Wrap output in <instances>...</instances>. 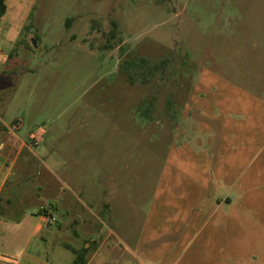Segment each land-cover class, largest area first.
<instances>
[{
  "label": "rangeland",
  "instance_id": "obj_1",
  "mask_svg": "<svg viewBox=\"0 0 264 264\" xmlns=\"http://www.w3.org/2000/svg\"><path fill=\"white\" fill-rule=\"evenodd\" d=\"M6 3L0 264H264V0Z\"/></svg>",
  "mask_w": 264,
  "mask_h": 264
},
{
  "label": "crops",
  "instance_id": "obj_2",
  "mask_svg": "<svg viewBox=\"0 0 264 264\" xmlns=\"http://www.w3.org/2000/svg\"><path fill=\"white\" fill-rule=\"evenodd\" d=\"M18 127H19V125H18ZM13 132V131H12ZM13 135H15V134H13ZM29 137H30V139H35V141H37V143L39 142V140L40 139H38L37 137H35L34 136V134L33 133H30V135H29ZM17 140H19L20 142V146L22 147V146H24L26 143H25V141H23V140H21V139H18L17 138ZM36 143V144H37ZM11 147H14L13 146V143L9 140V139H5V140H2L1 142H0V150L1 151H3V150H5V149H9V148H11ZM11 150V149H10ZM9 170H12V167L10 166V168H9ZM8 170V172L10 173V171ZM9 173H7V174H9ZM9 178H5V179H3V181L0 183V231H1V233L2 234H5V229L6 228H4V227H2L1 226V224H3L5 221H4V215H5V212H6V209H7V207H6V203H7V205H9L10 204V202H11V199H12V197L10 196L11 194H12V192L13 191H11V190H9V194H8V196H6V198H3L2 197V191H3V187H4V185H6L7 183H8V180ZM6 200V201H5ZM102 209H105V206L102 208ZM101 209V210H102ZM96 217L98 218V220H99V218H100V215H99V213L96 215ZM43 220H44V218H43ZM85 222V221H84ZM47 223V222H46ZM50 223V222H49ZM73 224H75L74 222H72L71 223V225H73ZM76 225H78V221H77V224ZM59 228H58V230H50V233H58V232H60L61 230H62V228H61V225H59L58 226ZM10 230H12V229H10ZM102 230L103 229H100L99 231L100 232H102ZM113 234H115L113 231H111ZM32 234H33V232H32ZM76 234H78V231H76ZM108 239V236L106 237V238H102V239H100L99 241H96V240H91V239H85V241H84V245L82 246V247H79V248H77V247H69L68 245H66V246H68L69 247V249H71V251L73 252V248L74 249H78V250H80V249H82V248H90L91 246H93L94 244H95V249H94V254H97L98 253V251H99V249L102 247V245L106 242V240ZM74 253V252H73ZM75 253H74V259H75ZM24 257H26L27 258V261H31V262H35V264L36 263H39V264H49V262L48 261H46V260H43V259H41L40 257H37L36 255H34V254H31V253H28V254H26V253H24ZM1 261V260H0ZM4 261V260H3ZM3 261H1V262H3ZM73 262H74V260H73ZM14 264H22L21 263V259H19V258H17L16 259V262L14 263Z\"/></svg>",
  "mask_w": 264,
  "mask_h": 264
},
{
  "label": "trees",
  "instance_id": "obj_3",
  "mask_svg": "<svg viewBox=\"0 0 264 264\" xmlns=\"http://www.w3.org/2000/svg\"><path fill=\"white\" fill-rule=\"evenodd\" d=\"M6 11H7L6 0H0V18H2L5 15ZM112 25H113V28L111 30L110 35H111V38H115L116 37V26H117L116 22L113 21ZM140 61H142L144 65L149 66L151 70H153V69H158L160 67H165L167 58L154 63L152 66L148 64V60L146 58H141ZM136 63L137 62L135 60H126L124 62V70L128 73L129 78H132V67H134ZM149 111H150V108L147 109V112ZM72 250L76 255L73 264H86L87 256L91 248H82L80 250L73 248Z\"/></svg>",
  "mask_w": 264,
  "mask_h": 264
},
{
  "label": "built area",
  "instance_id": "obj_4",
  "mask_svg": "<svg viewBox=\"0 0 264 264\" xmlns=\"http://www.w3.org/2000/svg\"><path fill=\"white\" fill-rule=\"evenodd\" d=\"M2 53H3V45H2V41L0 39V55H2ZM17 128H18V124L16 122V123L13 124V128L12 129L15 130ZM36 143H37V141L34 142V144H36ZM47 217H48V221L49 222H52V221H55L56 220V218L54 216L49 215Z\"/></svg>",
  "mask_w": 264,
  "mask_h": 264
},
{
  "label": "water",
  "instance_id": "obj_5",
  "mask_svg": "<svg viewBox=\"0 0 264 264\" xmlns=\"http://www.w3.org/2000/svg\"><path fill=\"white\" fill-rule=\"evenodd\" d=\"M34 44H36V41L33 39Z\"/></svg>",
  "mask_w": 264,
  "mask_h": 264
}]
</instances>
